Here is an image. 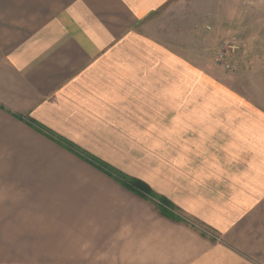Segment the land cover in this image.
<instances>
[{
  "label": "crops",
  "instance_id": "obj_1",
  "mask_svg": "<svg viewBox=\"0 0 264 264\" xmlns=\"http://www.w3.org/2000/svg\"><path fill=\"white\" fill-rule=\"evenodd\" d=\"M171 1L0 0V264H264V108L144 33ZM42 129L162 196L170 161L216 240Z\"/></svg>",
  "mask_w": 264,
  "mask_h": 264
},
{
  "label": "rangeland",
  "instance_id": "obj_2",
  "mask_svg": "<svg viewBox=\"0 0 264 264\" xmlns=\"http://www.w3.org/2000/svg\"><path fill=\"white\" fill-rule=\"evenodd\" d=\"M170 3L167 13L162 14L163 11L148 20L144 33L159 39L208 78L209 88L216 85L229 88L264 108V0H172ZM182 164L177 162V167ZM132 166L140 169L135 164ZM171 166L170 161L157 159L141 166L165 196L152 191L166 200L174 185H170L169 177L160 176L158 170ZM195 211L200 214V210ZM180 212L177 207L174 209L179 220L188 221L202 235L216 240L215 231L195 221L197 216Z\"/></svg>",
  "mask_w": 264,
  "mask_h": 264
},
{
  "label": "trees",
  "instance_id": "obj_3",
  "mask_svg": "<svg viewBox=\"0 0 264 264\" xmlns=\"http://www.w3.org/2000/svg\"><path fill=\"white\" fill-rule=\"evenodd\" d=\"M42 131L53 141H55L60 146L66 148L67 150L71 151L72 153L76 154L79 158L84 160L85 162L89 163L96 169L103 171L106 175L113 178L115 181H117L120 185H122L127 190L131 191L132 193L138 195L139 197L149 201L150 203L154 204L156 209L162 214L163 216L174 219L176 221H183L179 220L178 217L174 214V209L176 207L166 200L165 198L155 194L152 189L145 184L144 182L129 177L125 175L124 173L120 172L119 170L111 167L110 165L106 164L105 162H102L98 158L91 156L87 154L86 152L82 151L75 145L67 142L66 140H63L62 138H59L57 136H54L48 131H45L42 129ZM156 203V204H155Z\"/></svg>",
  "mask_w": 264,
  "mask_h": 264
}]
</instances>
